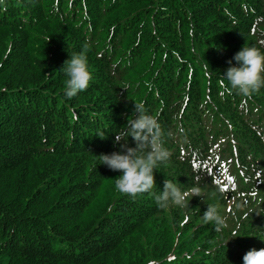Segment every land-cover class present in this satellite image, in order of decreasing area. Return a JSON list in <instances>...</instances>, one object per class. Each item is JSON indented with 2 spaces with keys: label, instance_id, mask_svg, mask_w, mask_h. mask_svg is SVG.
<instances>
[{
  "label": "trees",
  "instance_id": "trees-1",
  "mask_svg": "<svg viewBox=\"0 0 264 264\" xmlns=\"http://www.w3.org/2000/svg\"><path fill=\"white\" fill-rule=\"evenodd\" d=\"M0 33V264H243L264 248V87L245 97L223 76L243 46L264 52V0H5ZM9 40L21 63L89 46L88 89L68 99L56 64L20 78ZM135 102L158 116L170 152L153 192L165 179L202 188L189 207L120 193L121 173L96 157L120 150ZM208 205L220 232L202 219ZM72 229L85 230L73 253Z\"/></svg>",
  "mask_w": 264,
  "mask_h": 264
},
{
  "label": "clouds",
  "instance_id": "clouds-1",
  "mask_svg": "<svg viewBox=\"0 0 264 264\" xmlns=\"http://www.w3.org/2000/svg\"><path fill=\"white\" fill-rule=\"evenodd\" d=\"M5 0H0L4 4ZM238 66L230 65L223 76L230 85V90L251 97L264 87V52L256 47H242L233 57ZM208 67V64L205 65ZM67 76L64 95L72 99L79 92L88 89L93 79L87 56L82 53H73L64 62L61 69ZM133 119L128 120L126 127L116 133L115 143L120 144V150L111 154L96 156L103 165L110 170L120 172L116 177L115 187L122 193L135 199L138 195L150 193L161 209L174 204L180 207H189V198H203V189L192 186L182 190L177 183L164 180L163 191L156 194L154 170L161 164L168 162L170 152L163 146V130L157 115L149 114L143 102L134 103ZM104 133H101L103 138ZM131 137L135 147L127 145V138ZM123 141V143H121ZM259 214V213H258ZM205 223H212L216 232L227 227L226 219L219 213L214 205H208L202 217ZM238 236L237 231L232 237ZM230 240V239H229ZM225 241L224 246L227 242ZM243 264H264V248L248 250L242 257Z\"/></svg>",
  "mask_w": 264,
  "mask_h": 264
},
{
  "label": "rangeland",
  "instance_id": "rangeland-1",
  "mask_svg": "<svg viewBox=\"0 0 264 264\" xmlns=\"http://www.w3.org/2000/svg\"><path fill=\"white\" fill-rule=\"evenodd\" d=\"M95 21L94 20H91V19H84L80 26L83 27L87 24L91 25V23ZM77 26V22L73 23L72 26H68L65 30V32L67 30H73L75 29ZM83 31V30H82ZM77 34H80V33H76L74 32L70 37L74 36V35H77ZM0 35H2L0 33ZM69 37V38H70ZM49 39V38H48ZM14 41H10L9 40V44L8 46H10L8 52H7V56L6 58L8 57V55L12 54L16 57V59L12 62L13 64L18 65V62L22 65V66H19L20 68L24 69V76L23 75H19L20 78L22 79H26V78H30L31 79V75H30V72L32 71L33 73H36L38 69H42V68H49L50 66H52L53 64H56V68H57V71H59V69H62L63 65H64V62L69 59V57L73 54V53H84L86 56H87V59H88V55L90 54V50H89V46H82L80 47L79 49H76L75 47H73L72 44H70L71 41L69 42H64V43H61V44H58L57 46L54 45L53 46V50H52V54L51 55H48L47 56V59L46 60H41L39 58H37V54H32L30 51H28V49H31V47L29 45H27L26 43H22L21 46L24 47V50L26 53H29V54H32V56H29L28 60L25 61V62H20V57H18V50H17V46L19 45L16 41V43L14 44L13 43ZM5 46V45H4ZM3 47V44L0 40V57L2 56V53L4 51V49L2 48ZM50 48V47H49ZM4 61L2 59H0V63ZM18 61V62H17ZM88 63L89 62V59H88ZM7 64L11 67V63L7 61ZM3 64L0 65V67H2ZM60 67V68H59ZM12 68V67H11ZM54 69V67H53ZM13 71V69H12ZM67 78V76H66ZM38 104L40 103V101L37 102ZM11 116L13 115H10L8 117V119L11 118ZM20 119V118H19ZM19 119H15V120H19ZM14 120V119H13ZM16 124L17 123H14V127H16ZM11 126V123L7 128V131L8 132H5L4 135H10L11 132H12V128L10 127ZM3 135V136H4ZM0 175L3 176V178H8L10 179L9 177V173H6L5 171L3 170H0ZM115 183V181H114ZM261 200V196L259 194H254L251 196V200H250V203L249 204H254V203H258L260 202ZM242 208V207H240ZM34 214L35 213H40V211H32ZM133 221L130 220V224H129V227L132 228L133 225H132ZM26 235V234H24ZM85 235V230L82 229V230H77V229H72L70 230L67 234H66V241H67V246L69 247V251L70 252H76V250L73 251V249L75 247L78 246V244H76V240L82 236ZM29 243V242H28ZM85 250V249H84ZM83 251V250H81ZM87 252V251H86Z\"/></svg>",
  "mask_w": 264,
  "mask_h": 264
}]
</instances>
